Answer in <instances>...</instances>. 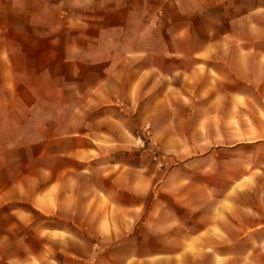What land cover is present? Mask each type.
<instances>
[{"label":"crops","instance_id":"1","mask_svg":"<svg viewBox=\"0 0 264 264\" xmlns=\"http://www.w3.org/2000/svg\"><path fill=\"white\" fill-rule=\"evenodd\" d=\"M55 4L95 15L32 50L45 64L36 74L58 81L54 97L15 79L1 89L19 85L30 109L70 106L78 125L64 131L62 109L38 140L7 145L8 156L38 148L39 164L0 162L20 172L0 208L27 203L72 229L31 227L30 213L11 209L0 249L7 240L18 253L0 264H264V0Z\"/></svg>","mask_w":264,"mask_h":264},{"label":"rangeland","instance_id":"2","mask_svg":"<svg viewBox=\"0 0 264 264\" xmlns=\"http://www.w3.org/2000/svg\"><path fill=\"white\" fill-rule=\"evenodd\" d=\"M56 0H0V54L5 52L10 55V63L0 62V151L2 152L1 163H20L30 158L34 162L36 168L38 160H33L39 151L34 148L30 152V156H25L18 153L7 155V145L14 144L18 146L20 143H31L39 139L40 134L45 130L44 123L48 120H54L62 109L67 110L65 116L64 131H72L78 125L72 116V107L60 106H44L38 105L35 108H28L32 98L50 99L54 97V87L58 84L57 80H53L47 76H39L36 74L45 65L42 62L41 56H36L32 50L35 46H39V40L47 41L55 36L69 35L72 30H75L74 21L83 19L87 20L95 12L79 11V10H64L61 6L55 4ZM62 43L64 38L62 37ZM44 43L43 49L49 52L50 48ZM65 43L57 52H62ZM50 47V46H49ZM29 54V55H28ZM40 63V64H39ZM15 79L16 84H27L34 88V97L28 92L21 90V87L16 86V91L10 92L1 89V87L10 84ZM72 100L70 95H64L62 101L68 104ZM108 113H115V110H108ZM27 114H31L32 118L28 119ZM208 132L214 134L215 124L208 123ZM146 133V132H145ZM147 135L142 136L143 140L147 139ZM219 141V140H217ZM121 157L122 154H118ZM121 155V156H120ZM9 158V160L7 159ZM109 157L103 158L107 161ZM129 164H135L130 158L126 159ZM213 162V160H212ZM64 165V163H63ZM78 167V166H77ZM20 172L15 169L7 175L6 171L0 170V189L3 188L8 179L17 177ZM37 171H32L36 174ZM11 209L24 210L32 215L34 223L31 225L47 228H61L63 230L72 229V225L68 219L54 220L53 218H42L34 212L27 203L4 205L0 208V238L2 233L6 232L7 228L12 226V218L7 216ZM69 214V213H65ZM22 229L15 225L14 237L18 239L22 236ZM32 233V231H30ZM28 241L32 248L38 246V240L33 235H29ZM7 240L1 242L4 244L0 249V256H12L18 251L14 246H11L10 252L6 244ZM51 248H58L61 243L55 239L46 240ZM10 247V246H9ZM48 256L56 259H61V256L54 251L48 252Z\"/></svg>","mask_w":264,"mask_h":264},{"label":"clouds","instance_id":"3","mask_svg":"<svg viewBox=\"0 0 264 264\" xmlns=\"http://www.w3.org/2000/svg\"><path fill=\"white\" fill-rule=\"evenodd\" d=\"M64 64H65V65H68L69 68L71 69L72 65L69 63V61L67 60V58H65V60H64ZM81 67H83V66H81ZM47 70H48V69H46V71H47ZM60 71H61V74H63V66H61Z\"/></svg>","mask_w":264,"mask_h":264},{"label":"built area","instance_id":"4","mask_svg":"<svg viewBox=\"0 0 264 264\" xmlns=\"http://www.w3.org/2000/svg\"><path fill=\"white\" fill-rule=\"evenodd\" d=\"M145 129H146V130H145V131H146V133H145V134H146V135H148V132H147V131H148V128H145Z\"/></svg>","mask_w":264,"mask_h":264}]
</instances>
